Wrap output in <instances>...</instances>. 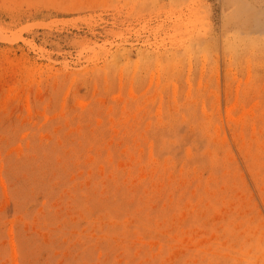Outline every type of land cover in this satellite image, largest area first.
<instances>
[{
	"label": "rangeland",
	"instance_id": "1",
	"mask_svg": "<svg viewBox=\"0 0 264 264\" xmlns=\"http://www.w3.org/2000/svg\"><path fill=\"white\" fill-rule=\"evenodd\" d=\"M0 264H264V0H0Z\"/></svg>",
	"mask_w": 264,
	"mask_h": 264
}]
</instances>
